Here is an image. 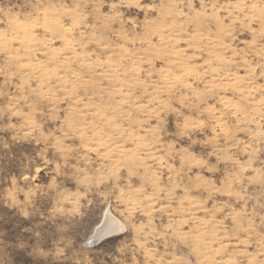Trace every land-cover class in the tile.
I'll return each instance as SVG.
<instances>
[{
  "label": "rangeland",
  "instance_id": "obj_1",
  "mask_svg": "<svg viewBox=\"0 0 264 264\" xmlns=\"http://www.w3.org/2000/svg\"><path fill=\"white\" fill-rule=\"evenodd\" d=\"M0 264H264V0H0Z\"/></svg>",
  "mask_w": 264,
  "mask_h": 264
},
{
  "label": "bare ground",
  "instance_id": "obj_2",
  "mask_svg": "<svg viewBox=\"0 0 264 264\" xmlns=\"http://www.w3.org/2000/svg\"><path fill=\"white\" fill-rule=\"evenodd\" d=\"M122 229L123 226L120 222H118L109 212H106L103 221L95 228L94 234L91 236L88 244L94 245L96 242L100 241L101 238L107 235L116 234Z\"/></svg>",
  "mask_w": 264,
  "mask_h": 264
},
{
  "label": "water",
  "instance_id": "obj_3",
  "mask_svg": "<svg viewBox=\"0 0 264 264\" xmlns=\"http://www.w3.org/2000/svg\"><path fill=\"white\" fill-rule=\"evenodd\" d=\"M90 245H92V244H90Z\"/></svg>",
  "mask_w": 264,
  "mask_h": 264
}]
</instances>
